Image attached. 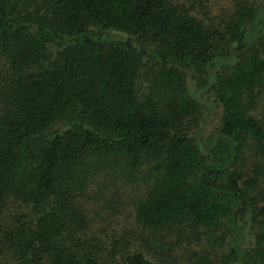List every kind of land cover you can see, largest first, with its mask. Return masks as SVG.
I'll return each instance as SVG.
<instances>
[{
    "label": "trees",
    "instance_id": "trees-1",
    "mask_svg": "<svg viewBox=\"0 0 264 264\" xmlns=\"http://www.w3.org/2000/svg\"><path fill=\"white\" fill-rule=\"evenodd\" d=\"M234 7L0 0V264H264V0ZM135 177L153 240L108 249L90 188Z\"/></svg>",
    "mask_w": 264,
    "mask_h": 264
},
{
    "label": "rangeland",
    "instance_id": "rangeland-1",
    "mask_svg": "<svg viewBox=\"0 0 264 264\" xmlns=\"http://www.w3.org/2000/svg\"><path fill=\"white\" fill-rule=\"evenodd\" d=\"M186 6L192 7L194 15L204 19L207 23H219L230 19L236 2L240 0H176ZM216 110V109H214ZM264 112V105L260 113ZM218 121V114L211 115L207 122L206 133L208 134ZM146 181V177H144ZM124 180L116 182L115 187L108 184L91 186L89 199L86 203L88 216L94 221V231L100 232L102 238H106V247L111 248L112 237L120 244L121 248L128 243L131 245H143L145 241L153 240L152 234L144 231L135 221V208L139 196L145 186L143 179L135 177V181ZM97 228V230H95ZM96 233V232H95ZM125 238V241L123 240ZM124 241V242H123Z\"/></svg>",
    "mask_w": 264,
    "mask_h": 264
}]
</instances>
